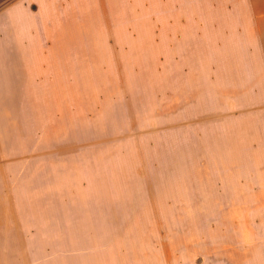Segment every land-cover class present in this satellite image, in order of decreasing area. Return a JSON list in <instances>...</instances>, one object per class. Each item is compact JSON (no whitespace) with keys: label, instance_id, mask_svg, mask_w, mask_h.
I'll use <instances>...</instances> for the list:
<instances>
[{"label":"rangeland","instance_id":"rangeland-1","mask_svg":"<svg viewBox=\"0 0 264 264\" xmlns=\"http://www.w3.org/2000/svg\"><path fill=\"white\" fill-rule=\"evenodd\" d=\"M264 0H0V264H260Z\"/></svg>","mask_w":264,"mask_h":264},{"label":"crops","instance_id":"crops-1","mask_svg":"<svg viewBox=\"0 0 264 264\" xmlns=\"http://www.w3.org/2000/svg\"><path fill=\"white\" fill-rule=\"evenodd\" d=\"M259 11L261 12V15L260 17L263 18L264 17V5L259 8ZM263 236H264V230H263V233H261ZM263 240L260 242V245H261V251H260V261L261 263L260 264H264V237L262 238Z\"/></svg>","mask_w":264,"mask_h":264}]
</instances>
